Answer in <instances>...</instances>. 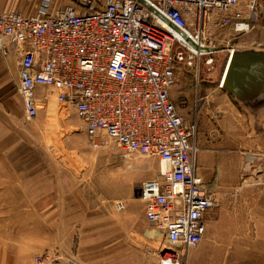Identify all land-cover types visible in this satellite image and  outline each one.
Wrapping results in <instances>:
<instances>
[{"label":"built area","instance_id":"obj_1","mask_svg":"<svg viewBox=\"0 0 264 264\" xmlns=\"http://www.w3.org/2000/svg\"><path fill=\"white\" fill-rule=\"evenodd\" d=\"M53 1L40 0L32 15L0 12V49L21 52L25 120L38 112L35 88H52L56 101L71 105L84 123L91 147L109 139L126 153L155 160L156 175L138 187L145 219L159 232L145 254L156 264H187L220 203L196 173V122L179 114L170 88L179 65L194 67L197 106L200 60L205 57L208 71L213 63L208 25L249 32L259 0H69L52 11ZM256 45L264 50V42ZM247 158L264 171V157ZM114 206L124 209L121 202ZM60 260L42 253L30 264Z\"/></svg>","mask_w":264,"mask_h":264},{"label":"rangeland","instance_id":"obj_2","mask_svg":"<svg viewBox=\"0 0 264 264\" xmlns=\"http://www.w3.org/2000/svg\"><path fill=\"white\" fill-rule=\"evenodd\" d=\"M256 13L255 26L246 33L208 25L205 44L213 49V63L208 71L205 57L200 60L198 95L205 96L202 104L195 105L196 69L179 65L175 71L171 99L189 123L196 122L198 152L208 150L224 157L219 161L217 186L210 187L220 206L206 217L207 247L195 264H264V171L258 170L257 162L249 165L247 158L264 157V134L258 136V128L250 127L240 112H216L211 106L213 90L218 91L217 101H223L233 83L228 79L225 86H218L227 49L234 47L235 55L249 52L264 56V50L256 45L264 42V0L258 1ZM51 101L57 113L47 111L43 122L26 127L25 141L0 159V203H85L89 214L135 219V232L147 236L139 222L145 216L138 187L156 175L158 163L126 153L109 139H103L101 147H91L75 110L71 107L70 127L67 123L63 126L61 120L67 115L58 112L69 106ZM230 114L235 118L232 122L227 120ZM229 123L236 132L234 137ZM232 138L235 144H231ZM232 148L237 152L229 151ZM232 168L235 177L227 175ZM116 202L123 203L124 209L117 211ZM11 212L0 210V234L14 229L8 224ZM153 236L145 241L136 235L137 247L142 245L145 252L157 242L159 235Z\"/></svg>","mask_w":264,"mask_h":264},{"label":"crops","instance_id":"obj_3","mask_svg":"<svg viewBox=\"0 0 264 264\" xmlns=\"http://www.w3.org/2000/svg\"><path fill=\"white\" fill-rule=\"evenodd\" d=\"M65 1L54 0L51 10L60 9ZM39 2L40 0H0V12L32 15ZM20 58L19 48L10 47L7 54L0 49V159L25 141L26 127L28 129L34 126L33 122H43L47 111L56 112L55 109L52 110L51 100L58 103L52 88L36 87L33 96L41 109L38 108L34 119L25 120L23 99L19 92ZM230 67L231 64L228 71ZM173 85L170 88V98L173 95ZM214 90L215 99L211 103L213 111L240 112L250 127L258 128V136L264 134V102L253 107L246 106L230 94L223 101H217L218 91ZM202 95L201 93L198 97L204 99L205 96ZM67 106L69 107L64 106L58 114L63 117L67 115V119L61 122L63 126L67 123L70 127L72 106ZM176 109L179 112L177 107ZM231 115L227 120L232 122L235 118ZM227 125L231 137H234L236 132L233 126L230 123ZM231 144H235V138L231 139ZM229 151L237 152L233 148ZM222 159L223 156L208 150L196 154V173L209 187L217 186V178L221 176L219 161ZM226 172L231 177L237 176L235 168ZM65 180L64 176L63 182L66 183ZM0 210L12 211L8 224L14 228L9 229L7 235L0 234V264H30L34 255L42 253L63 257L57 264H64L66 259L73 260L75 264H156L154 258L142 251V245L137 247L136 235L145 241L152 239L155 233L159 235L144 218L139 222L145 227L147 236L135 232V219L103 217L93 212L89 214L85 203H0ZM204 241L189 251L187 264H195L202 259L207 247V242Z\"/></svg>","mask_w":264,"mask_h":264},{"label":"water","instance_id":"obj_4","mask_svg":"<svg viewBox=\"0 0 264 264\" xmlns=\"http://www.w3.org/2000/svg\"><path fill=\"white\" fill-rule=\"evenodd\" d=\"M228 79L233 81L228 87L229 94L241 100L244 105L253 107L259 102H264V56L262 54L249 52L233 54L224 86Z\"/></svg>","mask_w":264,"mask_h":264},{"label":"bare ground","instance_id":"obj_5","mask_svg":"<svg viewBox=\"0 0 264 264\" xmlns=\"http://www.w3.org/2000/svg\"><path fill=\"white\" fill-rule=\"evenodd\" d=\"M204 45L203 43L201 44V46ZM205 47V46H202V48ZM234 47H230L228 49V55L226 57V60H225V63H224V69L222 71V74H221V77H220V81H219V86L222 87L224 86V83H225V80H226V75H227V72L228 69H229V66L231 64V60H232V57H233V54H234ZM250 160V159H249ZM135 168L138 167V166H134Z\"/></svg>","mask_w":264,"mask_h":264}]
</instances>
